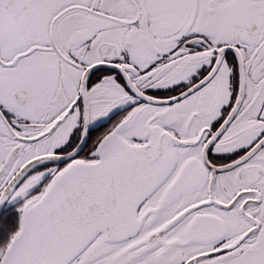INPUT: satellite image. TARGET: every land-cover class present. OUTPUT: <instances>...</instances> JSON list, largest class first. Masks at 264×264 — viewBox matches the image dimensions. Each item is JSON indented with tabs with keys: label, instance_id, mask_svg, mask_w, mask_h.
Wrapping results in <instances>:
<instances>
[{
	"label": "snow or ice",
	"instance_id": "obj_1",
	"mask_svg": "<svg viewBox=\"0 0 264 264\" xmlns=\"http://www.w3.org/2000/svg\"><path fill=\"white\" fill-rule=\"evenodd\" d=\"M0 264H264V0H0Z\"/></svg>",
	"mask_w": 264,
	"mask_h": 264
}]
</instances>
